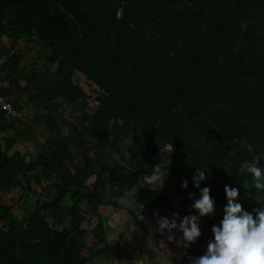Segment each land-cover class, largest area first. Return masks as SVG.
Wrapping results in <instances>:
<instances>
[{
    "label": "trees",
    "instance_id": "trees-1",
    "mask_svg": "<svg viewBox=\"0 0 264 264\" xmlns=\"http://www.w3.org/2000/svg\"><path fill=\"white\" fill-rule=\"evenodd\" d=\"M3 55L18 116L0 109V194L21 195L0 203V264L98 263L112 249L103 206L121 209L130 195L126 210L146 230L144 210L176 211L178 192L180 207L200 197L199 166L215 214L169 264L206 252L225 185L239 189L243 209L264 205L240 170L254 157L264 167V0H0ZM151 173L162 182L145 183ZM165 176L188 188L167 187ZM19 202L29 206L17 217ZM151 236L165 252L167 232Z\"/></svg>",
    "mask_w": 264,
    "mask_h": 264
},
{
    "label": "clouds",
    "instance_id": "clouds-1",
    "mask_svg": "<svg viewBox=\"0 0 264 264\" xmlns=\"http://www.w3.org/2000/svg\"><path fill=\"white\" fill-rule=\"evenodd\" d=\"M240 170L251 175L256 191H264V167L259 166L258 157L253 161H243ZM208 175V171L199 166L192 176L193 184L200 192V197L191 205L196 210L195 214L185 215L179 220L178 214H173L171 219L160 217L157 220L160 233L167 232L168 240H175L184 248L196 243L201 236V217L215 214V200L210 187H201V182ZM155 181L157 177L153 173L144 177V182L151 186ZM182 186L187 189L188 180H184ZM225 193L227 203L223 218L212 226L214 238L208 242L206 252L194 258L191 264H264V205L260 204L250 212L238 202L240 191L237 187L225 185ZM193 196L189 194V198ZM176 231L182 233L179 239Z\"/></svg>",
    "mask_w": 264,
    "mask_h": 264
},
{
    "label": "rangeland",
    "instance_id": "rangeland-1",
    "mask_svg": "<svg viewBox=\"0 0 264 264\" xmlns=\"http://www.w3.org/2000/svg\"><path fill=\"white\" fill-rule=\"evenodd\" d=\"M29 58V55H27L26 59L29 60ZM22 94L20 98L21 101H26L27 98ZM76 114L77 113H74V116ZM24 115L27 120L33 121V107L25 109ZM18 147L23 151L32 153L36 151L37 143L21 142ZM159 159L162 160V156H159ZM165 178L166 179L164 181L166 182L167 187L177 191L181 189L182 186L179 183L177 177L165 176ZM160 182L162 181L157 179V181L152 182V185L156 186L160 184ZM106 193L109 192L106 190ZM20 195L21 191L19 190L10 195L0 194V203L12 204L19 199ZM182 197L183 194L181 192H178L172 196V206L176 210L174 212L164 213L160 209L144 210L139 217L145 223L146 230L137 227L134 223L133 216L130 215L126 210V208H135L134 202L130 195H125L120 200L119 203L123 207L121 209L115 210L103 206L101 211L109 218V238L112 249L109 252V255L105 256L101 259V261L95 264H112L113 261H115V264H169L170 262L179 259L183 253L182 246L175 241L166 242L162 238L165 252H158L153 247L151 231H159L157 220L160 217H168L171 219L173 214H178V217H180V211L183 212L186 209L190 211V215L196 213V210H194L192 207H180ZM18 204L17 217H20L27 210L29 205L21 202ZM203 221L204 217H201L199 222L200 227L202 226ZM91 223H95V220ZM91 239V236H89L87 239L88 243L91 242Z\"/></svg>",
    "mask_w": 264,
    "mask_h": 264
},
{
    "label": "built area",
    "instance_id": "built-area-1",
    "mask_svg": "<svg viewBox=\"0 0 264 264\" xmlns=\"http://www.w3.org/2000/svg\"><path fill=\"white\" fill-rule=\"evenodd\" d=\"M121 10L118 11V16H120ZM14 50L11 51L13 53ZM8 56L3 55L0 57V109L3 111L7 118H12L18 116L17 110L14 108L8 94L5 90L11 87V82L9 79L1 76V68Z\"/></svg>",
    "mask_w": 264,
    "mask_h": 264
}]
</instances>
